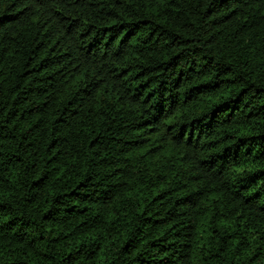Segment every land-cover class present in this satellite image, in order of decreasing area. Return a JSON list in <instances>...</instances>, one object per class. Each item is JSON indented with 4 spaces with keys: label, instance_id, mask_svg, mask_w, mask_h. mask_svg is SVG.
Segmentation results:
<instances>
[{
    "label": "trees",
    "instance_id": "16d2710c",
    "mask_svg": "<svg viewBox=\"0 0 264 264\" xmlns=\"http://www.w3.org/2000/svg\"><path fill=\"white\" fill-rule=\"evenodd\" d=\"M0 264H264V0H0Z\"/></svg>",
    "mask_w": 264,
    "mask_h": 264
}]
</instances>
